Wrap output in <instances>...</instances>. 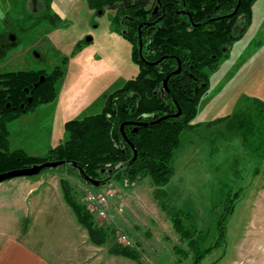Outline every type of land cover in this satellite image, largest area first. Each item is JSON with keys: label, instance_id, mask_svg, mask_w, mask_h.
Segmentation results:
<instances>
[{"label": "rangeland", "instance_id": "374dc122", "mask_svg": "<svg viewBox=\"0 0 264 264\" xmlns=\"http://www.w3.org/2000/svg\"><path fill=\"white\" fill-rule=\"evenodd\" d=\"M114 16L108 7L91 8L87 0H37V5L0 0V73L57 65L63 70L55 98L59 106L39 104L8 124L12 148L45 157L69 139L67 121L102 112L107 97L136 76L134 43ZM204 70L208 88L191 128L181 135L167 199L161 198L171 212H183L190 239L182 237L172 219L176 215L161 205L149 177L133 190L136 182L118 178L92 187L64 163L0 183V246L17 239L50 252L57 264H264V0L254 1L252 21L229 55ZM64 179L83 204L90 191L111 190L114 196L125 192L120 200L139 206L124 229L107 219L97 222L112 223L123 245L127 235L140 260L113 256L108 246L90 243L64 199ZM233 204L226 221L223 215ZM134 225L142 235L132 232ZM192 239L195 247L189 246ZM209 247L214 248L205 254Z\"/></svg>", "mask_w": 264, "mask_h": 264}, {"label": "trees", "instance_id": "16d2710c", "mask_svg": "<svg viewBox=\"0 0 264 264\" xmlns=\"http://www.w3.org/2000/svg\"><path fill=\"white\" fill-rule=\"evenodd\" d=\"M87 1L94 9L103 11L106 7L118 9L114 16L115 23L127 31L128 18H137L139 21L132 24L133 28L130 26V30H133L132 36H136L139 23L153 19L150 15L152 9H145V5L156 0ZM238 1L161 0L166 7L165 14L157 26L151 28L154 33L150 37L151 42L147 50L140 54L139 46L134 40L132 59L138 67L136 76L127 80L107 97L102 112L83 119L67 121L65 126L70 134L69 139L50 150L45 157L30 155L22 149L12 148L8 124L22 114L32 111L39 104L55 100L57 83L63 76L61 66L57 65L52 70L21 69L1 72L0 173L50 160H65L72 165L76 164L73 165L76 174L88 185L90 184L80 174L79 167L83 169L85 175L108 182L118 178L137 183L149 177L155 186L156 195L160 197L161 205L165 210L168 209V203L165 204L162 199L168 195L165 186L175 172L172 159L182 144L181 135L191 128L190 121L198 113V102L208 88V71L204 68H216L219 59L228 56L233 43L245 34L252 21V5L255 0H240L237 13L231 17L209 20L198 26H191V20L205 21L213 18L217 11L229 13L235 9ZM184 4L191 9L192 19L185 14L176 13ZM205 24L210 26L206 27ZM147 27L149 26L142 27L143 33ZM178 59L181 61L182 69L170 78V93L162 95L159 88L165 77L177 68ZM153 61L158 63H150ZM41 77L44 80L39 82ZM35 83L39 85L35 87ZM26 88L31 91L32 101H28ZM8 102L12 103L9 107L6 106ZM13 105L16 108H13ZM178 107L182 110L181 116L152 122L163 115L178 112ZM126 121L150 123L139 126L137 131H134L133 125H126L124 132L130 141L127 143L121 129V124ZM135 150L138 157L133 161ZM109 170L112 172L109 173ZM62 189L66 203L75 213L78 224L87 231L92 245L108 246L109 253L113 256L141 259V252L130 245L131 243L123 245L117 241L114 235L116 229L112 223L102 225L97 222L96 212L91 211L87 203L83 204L77 200L67 179L62 180ZM126 209L127 207L122 213L115 209L114 223L116 218L120 217L117 215H124ZM233 209L234 204L223 215V219L227 221ZM168 211L171 216L176 215L172 216V219L175 226L180 229L182 237L190 239V230L184 227L180 218L183 212L174 213L170 209ZM222 227L225 232L224 223ZM194 242L193 239L189 241V246L195 247ZM213 248H206L205 254ZM201 256L202 254L198 258Z\"/></svg>", "mask_w": 264, "mask_h": 264}, {"label": "crops", "instance_id": "0c3cea01", "mask_svg": "<svg viewBox=\"0 0 264 264\" xmlns=\"http://www.w3.org/2000/svg\"><path fill=\"white\" fill-rule=\"evenodd\" d=\"M25 1L26 0H24V2ZM52 104H55V106H57V104H58V106H59L60 103L57 99H55L54 101H52ZM136 184L137 185L134 188H132L131 190L135 189L138 185H140L139 182H137ZM124 189L128 190V189H130V187L122 188L123 191H124ZM149 189L150 190L147 191L148 195L150 194V192H152L151 188H149ZM33 190H35V189L30 188V191L35 192ZM121 192L122 191H120V193ZM125 196H126V193L123 192L122 194H117L116 196H114L115 198L114 197L111 198L113 213L115 212V206H117L119 201H121L120 199H123V197L125 198ZM145 196L148 197L147 195H145ZM130 203L131 204H129V206L127 207L124 215H117L120 217L116 218V224L124 225V222L129 223V222L133 221L132 219L136 218V215L133 213L136 209L139 208V206H136L132 201ZM149 205H151V204L148 200L146 202V206L148 207V210H146L147 215L152 214V211L149 209ZM140 214L144 215L143 212ZM126 227H128V226L124 225L123 229ZM131 230L134 234H138L139 236H140V234L142 235V232L140 231V229L138 227H136L135 225L133 226V228ZM142 238H143V236H142ZM11 239H10V241H8V242H6L0 246V264H57L58 261L57 260L53 261L50 257V254H48L50 252L39 251L35 247H32V245L30 246L28 243H27V246H25L24 243H22V241L20 242V241H16L17 239H14V240H11Z\"/></svg>", "mask_w": 264, "mask_h": 264}, {"label": "flooded vegetation", "instance_id": "af4514ba", "mask_svg": "<svg viewBox=\"0 0 264 264\" xmlns=\"http://www.w3.org/2000/svg\"><path fill=\"white\" fill-rule=\"evenodd\" d=\"M240 0L238 1V5H236V7H235V9L233 10V11H231V12H229V13H222V12H216V14L214 15V17L213 18H208V19H205V21H202V20H198V21H193V20H191V26H198L199 24H201L202 22H207V21H209V20H214V19H223L226 15H228V14H231L232 12H234L235 10H236V8H237V6H238V8H239V6H240ZM238 8H237V10H238ZM109 9H111V11H114V15H115V13L118 11V9H116V8H109ZM145 9H152V11H151V13H150V15L152 16V20H150V21H146V20H143V21H141L140 23H139V25H138V30H137V35L135 36V35H133L132 36V31L133 30H130V26L132 27V24L133 23H136L137 21H139L137 18H135V17H132V18H128L129 19V24H128V28H129V30L127 31V30H125L124 32H125V35H126V37L128 38V36L130 37L131 36V38H128L130 41H132L133 43H134V40H135V42L138 44V46H139V52H140V44H139V39H140V36H139V34L141 33V38H142V41H143V46H142V52H144V51H146L147 50V48L149 47V45H150V37H151V35L154 33V30H152L151 28H153V27H156L157 26V24H158V21H160L161 19H162V17H163V15L165 14V10H166V7H165V5H164V3H162L161 2V0H156V1H151V2H149L148 4H146L145 5ZM190 8H187V7H185V4H184V7H180V8H178L177 10H176V13L177 14H179V15H187V16H189V19H192L191 18V13H190ZM237 10L235 11V13L234 14H232V15H230V16H227V17H231V16H234L236 13H237ZM141 12L143 11V10H140ZM219 17H221V18H219ZM140 19V18H139ZM206 25V27H209L210 26V24H205ZM146 26H149V27H147V28H144V31H145V33H143L142 32V27H146ZM189 28H191L189 25H187ZM133 28V27H132ZM143 37H144V39H143ZM134 38V39H133ZM134 47H135V44H134ZM1 50H2V47H1V44H0V52H1ZM141 54V53H140ZM159 60H161V59H159ZM155 62H157V61H153V62H150V63H155ZM158 63V62H157ZM179 65H180V67H181V69H182V64H181V61L178 59V64H177V68H175L174 69V71L175 70H177L178 69V67H179ZM173 72V71H172ZM171 72V73H172ZM170 73V74H171ZM169 75V74H168ZM167 75V76H168ZM172 75H175V74H172ZM172 75H171V77H172ZM166 76V77H167ZM165 77V78H166ZM170 77V78H171ZM170 78H169V80H168V88H166V87H164V85H163V82H162V85L160 86V88H159V90H160V92H161V94L162 95H166V94H169L170 93V91H171V89L169 88V81H170ZM42 79V80H41ZM41 79H40V81L39 82H42L43 80H44V78L43 77H41ZM164 81V80H163ZM39 85V83H35V87L36 86H38ZM156 92V91H155ZM26 93L29 95L28 97H29V99H28V101H32V97H31V95H30V93H31V91H30V89L29 88H26ZM10 105H12V103L11 102H8L7 103V107H9ZM24 105V102H22L21 103V106H23ZM13 108H16V106L15 105H13ZM179 108L180 107H178V111H179ZM181 109V108H180ZM177 113V112H176ZM174 114V113H173Z\"/></svg>", "mask_w": 264, "mask_h": 264}, {"label": "water", "instance_id": "95a60500", "mask_svg": "<svg viewBox=\"0 0 264 264\" xmlns=\"http://www.w3.org/2000/svg\"><path fill=\"white\" fill-rule=\"evenodd\" d=\"M34 2V5H37V0H33ZM238 8V6H237ZM236 8V10H237ZM235 10V11H236ZM232 12L231 14H228L226 16H230L232 14L235 13ZM221 18V17H219ZM140 36V39H139V44H140V53L142 54V46H143V41H142V36H141V33L139 34ZM158 62V61H157ZM155 62V63H157ZM181 71V67L179 65L178 69L173 71L171 74H169L163 81V85L164 87L168 88V80L169 78L171 77L172 74H178L179 72ZM42 80V79H41ZM182 115V110L179 108V111L177 113H174V114H167V115H163L157 119H154L152 122H159L161 120H164V119H168V118H177L179 116ZM150 123V121H145V122H133V121H126V122H123L121 124V129L123 131V137L125 139V141L127 143H130L129 139L127 138L125 132H124V128L126 125H133L135 128H134V131H137L138 130V127L141 126V125H148ZM138 157V153L137 151L135 150L134 151V156H133V161L136 160ZM64 163H67L65 160H50V161H46V162H43L41 164H35V165H32L30 167H24V168H18V169H13V170H9V171H6V172H1L0 173V183L6 181V180H11V179H15V178H20V177H32V176H35L37 174H40L44 169H47V168H56ZM73 165H76L75 163H73ZM79 172L81 175H83V177L86 179L87 183L90 184V186L94 187H98L100 185H106L108 182V180H98V179H93L87 175L84 174L83 172V169L81 167L78 168ZM103 173L105 172V170L102 171ZM112 170H109V173H111Z\"/></svg>", "mask_w": 264, "mask_h": 264}, {"label": "built area", "instance_id": "2783aa9c", "mask_svg": "<svg viewBox=\"0 0 264 264\" xmlns=\"http://www.w3.org/2000/svg\"><path fill=\"white\" fill-rule=\"evenodd\" d=\"M134 185V184H132ZM114 197V193L110 191H90L86 196V202L91 207L92 211L96 212L97 218L107 219L110 222L115 221V215L112 210L111 198ZM135 198V196H134ZM129 203L127 201L122 202L115 206L118 213H122L125 207H128ZM122 241L130 244L131 241L128 239L127 235L122 236Z\"/></svg>", "mask_w": 264, "mask_h": 264}]
</instances>
